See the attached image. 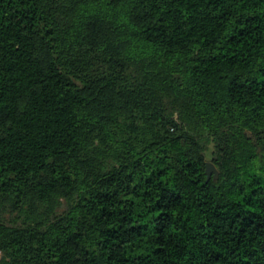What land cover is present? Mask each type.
Segmentation results:
<instances>
[{
    "label": "trees",
    "instance_id": "trees-1",
    "mask_svg": "<svg viewBox=\"0 0 264 264\" xmlns=\"http://www.w3.org/2000/svg\"><path fill=\"white\" fill-rule=\"evenodd\" d=\"M0 264H264V0H0Z\"/></svg>",
    "mask_w": 264,
    "mask_h": 264
},
{
    "label": "water",
    "instance_id": "water-1",
    "mask_svg": "<svg viewBox=\"0 0 264 264\" xmlns=\"http://www.w3.org/2000/svg\"><path fill=\"white\" fill-rule=\"evenodd\" d=\"M205 173H206L207 178H209V177L211 176V174H213V177H214V178H217V176H218V172H217V170H216L215 167H214L212 164H210V163H206Z\"/></svg>",
    "mask_w": 264,
    "mask_h": 264
},
{
    "label": "rangeland",
    "instance_id": "rangeland-1",
    "mask_svg": "<svg viewBox=\"0 0 264 264\" xmlns=\"http://www.w3.org/2000/svg\"><path fill=\"white\" fill-rule=\"evenodd\" d=\"M207 163H210V164H212L210 161H207Z\"/></svg>",
    "mask_w": 264,
    "mask_h": 264
}]
</instances>
